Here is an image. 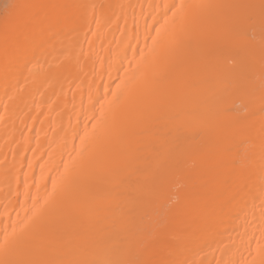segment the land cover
Here are the masks:
<instances>
[{"label": "bare ground", "instance_id": "1", "mask_svg": "<svg viewBox=\"0 0 264 264\" xmlns=\"http://www.w3.org/2000/svg\"><path fill=\"white\" fill-rule=\"evenodd\" d=\"M0 264H264V0H0Z\"/></svg>", "mask_w": 264, "mask_h": 264}]
</instances>
